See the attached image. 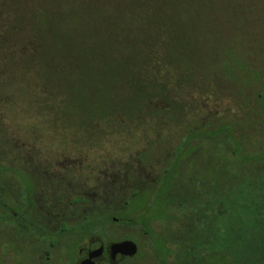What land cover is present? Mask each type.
<instances>
[{"label": "trees", "instance_id": "1", "mask_svg": "<svg viewBox=\"0 0 264 264\" xmlns=\"http://www.w3.org/2000/svg\"><path fill=\"white\" fill-rule=\"evenodd\" d=\"M12 1H22V13L32 5L34 13L31 29L21 27L25 31L23 42L4 43L16 57V66L12 60L4 63L9 67L7 77L20 79L24 87L21 111L35 87L44 105L41 107L53 111L56 120L71 129L74 140H90L96 128L102 129L101 124L123 134L135 131V123L147 122V133L151 130L160 138L163 119L173 121L176 114L186 111L188 105L172 99L179 87L173 85L174 75L186 76L173 58L182 33L171 27L181 20L177 11L188 4L194 8V0H45L39 10L35 1L9 0L3 4L0 0V14ZM87 5L93 16L89 48L69 47L67 35L52 27L58 15L53 12L61 6L80 10ZM150 8L158 12L155 22L144 13ZM108 11L131 12L132 20L140 21L142 29L134 20L126 34L121 28L124 18H108ZM88 57L109 61L100 80L86 73ZM235 64L230 58L224 61L225 67L215 77H236ZM257 97V107L264 111V93ZM244 121L211 119L187 126L181 142L168 151L165 167L155 177L154 167H148L155 153L141 152L138 170L126 167V175L115 178L117 184L125 185V208L94 206L71 230L62 231L67 238L53 259L47 257V264H76V247L84 235L110 237L115 225L139 231L149 243L150 261L155 264H264V143L254 140L249 132L262 124L257 119ZM5 163V158H0V187L7 189ZM5 195L0 194V202H6ZM9 217V211L0 206V233H7ZM114 217L121 218L119 223ZM110 241L136 244L138 252L116 263L103 257L98 264H152L145 262V254L133 237Z\"/></svg>", "mask_w": 264, "mask_h": 264}, {"label": "rangeland", "instance_id": "2", "mask_svg": "<svg viewBox=\"0 0 264 264\" xmlns=\"http://www.w3.org/2000/svg\"><path fill=\"white\" fill-rule=\"evenodd\" d=\"M33 1L37 2L34 5L36 9L38 6L39 10V6L41 7L45 0H30V2ZM21 2L12 1L10 8L3 9L1 12L3 14H0V41L3 42V45L0 44V78H2L0 79V149L2 154L12 150L20 154H41L45 158L52 159L55 164L58 160H64L65 157L76 159L84 155L87 159L84 163L89 164L98 173L109 166L117 169L126 166L128 169L138 170V155L145 150H152L155 156L149 160L148 167H154L153 176L155 177V174H160L165 167L170 150H174L181 142L186 127L200 123L202 120L218 119L228 122L239 118L245 120L246 124L248 120L257 119L262 126L254 132L252 130L249 132L255 136L254 140L258 139L259 143H264V111L257 107L259 103L257 95L264 93V0H194V8H190L188 4L186 9L177 11L181 20L171 28L181 31L182 36L179 38L180 43L177 45L173 58L180 64L181 71H185L182 73L186 78L179 72L174 75L173 85H179V87L176 86L178 92H174L172 99L175 103L188 105L186 111L182 115L176 114L177 119L173 121L163 119L164 123L160 126L163 127L161 139L152 134L151 130L147 133V129L145 130L148 127L147 122L142 125L135 123L136 128H133L135 131L123 134H116L114 128L101 124L102 129L96 128L90 140H74L71 129H65L63 121L58 118L56 120L57 115L53 111L41 107L44 105L39 102L35 87L32 93L30 92L31 95L26 96L28 98L24 101L25 110H20L21 106H24L22 102L25 96L23 97L22 93L25 91H21L24 87L20 79L7 77L9 67L4 63L11 60L13 63L16 57L12 55L13 49L10 50L4 43L7 42L11 46L12 41L23 42L21 38L25 31L21 30V27L31 29L32 20H34L32 5H27L28 11L22 13L23 8L19 5ZM8 3L9 0H3V4ZM53 13L58 15L52 27L59 33L67 35V46L89 48L90 43L87 40L92 34L93 16L88 5L80 10L61 6L59 11ZM130 13L129 11H108L105 15L108 18L112 15L122 16L124 22L121 28L127 34L129 25L135 23ZM144 13L151 15L154 18L153 22L156 21L155 16L158 13L156 9L150 8ZM164 13L174 14L172 11ZM135 21L142 29L141 22ZM15 33H18L16 37ZM141 36L142 34H139L138 39ZM17 37L18 40H15ZM25 37L29 38L28 34ZM14 46L15 44L12 48ZM229 58L237 63L234 65L236 77L230 80L215 77L219 75L220 70H223L222 68L225 67L223 63L228 62ZM108 62L107 59L102 61L88 57L86 73L100 80V76L107 73ZM99 68L103 69L101 74L98 72ZM173 68V64L169 66L170 70ZM34 101L36 104L33 106L27 104ZM155 138L158 140H154ZM151 142L154 144L151 145ZM109 193L110 201L118 198L116 190L115 192L111 190ZM97 206L100 205H95ZM113 231L114 233L109 232L110 237H94L95 247H98L97 239L107 245L111 239L120 241L125 236H131L142 248L145 262L155 264L154 261H150L149 253L152 251L149 243L139 231L116 225ZM73 241L74 239L69 240L68 244L70 245ZM14 244L15 241L11 242V237L7 233H0V264H37L35 261L37 257L32 258L26 251L25 254L11 256L9 251L14 250ZM88 244L89 240L85 239L81 247L79 246L80 249L78 248L74 256L76 264L82 259L80 250L86 248ZM55 255H52L51 259Z\"/></svg>", "mask_w": 264, "mask_h": 264}, {"label": "flooded vegetation", "instance_id": "3", "mask_svg": "<svg viewBox=\"0 0 264 264\" xmlns=\"http://www.w3.org/2000/svg\"><path fill=\"white\" fill-rule=\"evenodd\" d=\"M0 158L6 160L4 171L8 179L7 189L0 187V194H6V202H0V206L9 211L7 234L16 244L9 251L11 256L28 252L32 258L37 257V264L42 261L40 264H46L47 257L61 251L62 241L67 238L62 231L71 230L95 205L125 208V185L117 184L115 178L126 175V166L122 169L109 166L96 173V169L84 163L87 160L84 155L76 159L65 157L56 164L41 154H20L13 150L0 154ZM111 190L118 193L113 201H110ZM120 219L114 217L113 221L119 223ZM85 239L89 244L80 250L82 259L78 264L89 258L90 251L100 247L104 251L95 260L96 264L103 257L112 261L113 244L104 245L97 239L98 247H95L94 236L84 235L82 242Z\"/></svg>", "mask_w": 264, "mask_h": 264}, {"label": "water", "instance_id": "4", "mask_svg": "<svg viewBox=\"0 0 264 264\" xmlns=\"http://www.w3.org/2000/svg\"><path fill=\"white\" fill-rule=\"evenodd\" d=\"M103 251H104L103 247L90 251L89 258L83 260L79 264H96L95 260L100 256H102ZM110 251H111V260L112 262L116 263L123 260L124 258L134 257L137 254L138 249L136 244L120 242L113 244L110 248Z\"/></svg>", "mask_w": 264, "mask_h": 264}]
</instances>
